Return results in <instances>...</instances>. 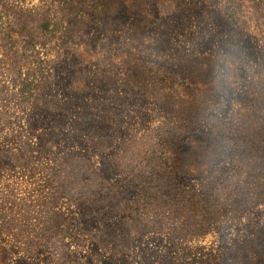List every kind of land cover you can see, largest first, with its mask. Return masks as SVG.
Instances as JSON below:
<instances>
[{
  "label": "rangeland",
  "instance_id": "obj_1",
  "mask_svg": "<svg viewBox=\"0 0 264 264\" xmlns=\"http://www.w3.org/2000/svg\"><path fill=\"white\" fill-rule=\"evenodd\" d=\"M264 0H0V264H262Z\"/></svg>",
  "mask_w": 264,
  "mask_h": 264
},
{
  "label": "trees",
  "instance_id": "obj_2",
  "mask_svg": "<svg viewBox=\"0 0 264 264\" xmlns=\"http://www.w3.org/2000/svg\"><path fill=\"white\" fill-rule=\"evenodd\" d=\"M252 255L257 257V259L260 258L261 263L264 264V252H261L260 254L254 252V254H252Z\"/></svg>",
  "mask_w": 264,
  "mask_h": 264
}]
</instances>
